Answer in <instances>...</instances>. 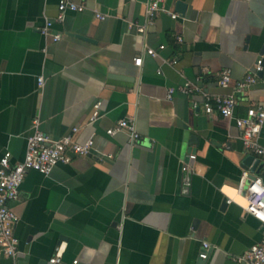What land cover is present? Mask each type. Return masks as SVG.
I'll use <instances>...</instances> for the list:
<instances>
[{
    "label": "crops",
    "instance_id": "obj_1",
    "mask_svg": "<svg viewBox=\"0 0 264 264\" xmlns=\"http://www.w3.org/2000/svg\"><path fill=\"white\" fill-rule=\"evenodd\" d=\"M58 1L0 0V157L24 158L34 119L47 136L92 139L93 149L46 175L27 171L8 202L18 253L0 255V264H51L62 241L57 264H242L239 257L263 237L236 191L243 170L251 177L243 162L249 154L235 122L205 113L204 101L234 94L235 83L264 61V0H161L179 17L160 13L150 25L142 0H71L85 8L60 22ZM224 69L227 87L218 84ZM256 77L238 95V114L264 107V74ZM186 80L200 91L166 97ZM96 103L100 116L90 122ZM123 118L133 121L137 142L126 132L106 134ZM259 142L264 147V124ZM259 174L264 179L263 167Z\"/></svg>",
    "mask_w": 264,
    "mask_h": 264
},
{
    "label": "built area",
    "instance_id": "obj_2",
    "mask_svg": "<svg viewBox=\"0 0 264 264\" xmlns=\"http://www.w3.org/2000/svg\"><path fill=\"white\" fill-rule=\"evenodd\" d=\"M146 6V24L150 25L160 13H166L172 18H178L176 12L168 9L163 5L161 0H142ZM83 4L75 3L71 0H59L57 4L58 13L56 20L62 21L67 11L82 12ZM95 17L103 20L106 15L99 11H95ZM51 22H47L41 29L44 35L49 34ZM135 27L138 33L145 31V25L129 23L128 28ZM53 40L60 39V34L52 35ZM178 41L181 37L177 36ZM161 44L159 49H163ZM145 51L148 55L156 56L157 51L152 47H146ZM141 57L134 59V64L140 66ZM175 63V60H172ZM263 70V59L258 58L252 71L243 79L237 81L234 85V94L230 95H205L204 111L207 114L217 112L224 118L231 119L235 122L236 127L240 131V139L243 144V149L246 154L253 156V162L259 160L264 168V147L260 144V132L264 124V107L260 104H252L245 111L238 114V95H244L247 89L256 81V75ZM42 78H38L41 83ZM231 81L230 71L224 69L219 73L218 84L221 87H227ZM183 94H190L195 91H200L197 84L186 80L178 87H170L167 90V98H172L175 91ZM196 107V104L193 103ZM99 103L93 107V111L89 117V121L93 122L99 118ZM32 132L27 137V145L24 158L15 163H11V153L5 151L0 157V255L14 259L18 253L19 240L14 233V227L17 222L16 213L9 207L8 202L18 198L19 188L24 181L25 175L29 170H35L42 174H48L57 164H67L71 161L72 156H87L93 149V140L88 139L81 143L73 138L72 134L64 135L59 138H51L39 129L37 119L32 121ZM74 128L73 131H76ZM106 134L113 136L119 132H126L130 136L131 142H137L140 138L136 131L135 125L131 119H119L111 127L105 130ZM189 161L195 159L194 154L187 156ZM252 162V164H253ZM251 164V166H252ZM189 164L184 163L181 170L186 172L189 169ZM188 183L184 180V185ZM238 194L245 199L243 210L253 216L263 227V237L258 242L249 247L240 257L242 264H264V179L260 174L254 178L249 176L248 169L243 170L240 176L239 183L236 187ZM227 203H231L232 199L227 198ZM203 251L199 253V257L205 259L207 257L206 249L208 243L202 244ZM65 249V242H60L54 250L53 256L49 259L51 264H57L61 261Z\"/></svg>",
    "mask_w": 264,
    "mask_h": 264
},
{
    "label": "water",
    "instance_id": "obj_3",
    "mask_svg": "<svg viewBox=\"0 0 264 264\" xmlns=\"http://www.w3.org/2000/svg\"><path fill=\"white\" fill-rule=\"evenodd\" d=\"M179 5V9L180 12H183V9L185 7V5L181 2H178ZM264 62V61H263ZM264 74V63H263V70L258 72V75H263ZM252 160H253V156L252 155H248L245 159H244V163L246 164V166H249L250 164H252ZM263 165L262 163L259 162V160H255L251 166V178H254L255 175L259 174L260 170L262 169ZM185 177L188 178V174H185ZM186 189V188H185Z\"/></svg>",
    "mask_w": 264,
    "mask_h": 264
},
{
    "label": "clouds",
    "instance_id": "obj_4",
    "mask_svg": "<svg viewBox=\"0 0 264 264\" xmlns=\"http://www.w3.org/2000/svg\"><path fill=\"white\" fill-rule=\"evenodd\" d=\"M260 218H261V219H264V216H261Z\"/></svg>",
    "mask_w": 264,
    "mask_h": 264
}]
</instances>
